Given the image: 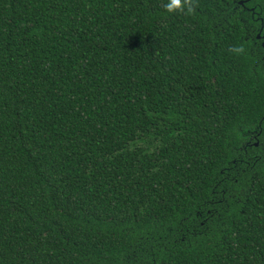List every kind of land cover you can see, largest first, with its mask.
<instances>
[{"label": "trees", "instance_id": "trees-1", "mask_svg": "<svg viewBox=\"0 0 264 264\" xmlns=\"http://www.w3.org/2000/svg\"><path fill=\"white\" fill-rule=\"evenodd\" d=\"M166 3L0 0V264H264V0Z\"/></svg>", "mask_w": 264, "mask_h": 264}, {"label": "clouds", "instance_id": "clouds-1", "mask_svg": "<svg viewBox=\"0 0 264 264\" xmlns=\"http://www.w3.org/2000/svg\"><path fill=\"white\" fill-rule=\"evenodd\" d=\"M165 10L168 13H176L178 11L182 12L187 7L186 0H167V3L165 4ZM235 52L239 53L241 49L237 48L234 49Z\"/></svg>", "mask_w": 264, "mask_h": 264}, {"label": "water", "instance_id": "water-1", "mask_svg": "<svg viewBox=\"0 0 264 264\" xmlns=\"http://www.w3.org/2000/svg\"><path fill=\"white\" fill-rule=\"evenodd\" d=\"M241 4H242V2H241Z\"/></svg>", "mask_w": 264, "mask_h": 264}]
</instances>
